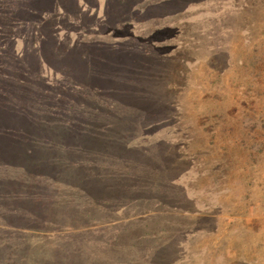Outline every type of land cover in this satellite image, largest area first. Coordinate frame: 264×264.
Wrapping results in <instances>:
<instances>
[{"label": "rangeland", "instance_id": "obj_1", "mask_svg": "<svg viewBox=\"0 0 264 264\" xmlns=\"http://www.w3.org/2000/svg\"><path fill=\"white\" fill-rule=\"evenodd\" d=\"M17 1H0L8 8L0 19ZM83 5L81 14L58 3L56 14L0 24L1 72L9 52L26 62L22 78L0 81V150H20L27 160L52 152L58 161L99 151L106 162L122 141L134 149L153 143L163 155L150 159L167 163L165 177L150 191L131 187V201L109 219L148 235L126 242L114 231L117 238L105 239L96 233L99 222H88L84 237L72 240L87 246L75 252L57 236L74 227L28 222L18 206L11 217L16 205L2 192L0 264H264V0ZM35 48L47 52L45 60L31 57ZM37 66L44 81L35 77ZM126 162L117 160L107 175L122 174ZM22 167L2 159L0 175ZM44 172L41 181L60 186L61 177L50 182ZM67 192L58 200H70ZM161 226L171 227L164 237L173 244L162 263L151 257L159 238L151 228Z\"/></svg>", "mask_w": 264, "mask_h": 264}, {"label": "trees", "instance_id": "obj_2", "mask_svg": "<svg viewBox=\"0 0 264 264\" xmlns=\"http://www.w3.org/2000/svg\"><path fill=\"white\" fill-rule=\"evenodd\" d=\"M88 1L89 0H18L11 6L10 17H3V19H0V24L9 27L11 23L15 22H21L24 24L28 23L30 18L27 17L40 18L44 13H47V15L56 14L55 7L58 3H61L65 10L71 11L75 14H81L84 10L83 3L85 2L87 4ZM1 11H4L5 14L8 11V8L0 2V14ZM51 16L53 17V15ZM8 40L13 43L15 42V38L10 37ZM9 54L10 57L4 58L2 62L6 66V69H4L6 72H1L0 67V81H5L4 78L10 75H15L14 78L20 79L22 78V74L26 73V71H24L25 68H23L26 63L23 54L15 51L12 53L9 52ZM45 55H47V52L45 54L41 48H35L31 57L35 59V61L37 59V61L40 62L42 59L45 60L47 57ZM78 61L81 62L80 58ZM34 69L37 70L35 76L38 77L37 81H44L41 79L43 78V70L41 69V66L34 67ZM72 89L75 92V87H72ZM18 99L20 103L18 102L17 104H21V107H24V102L28 105L27 100L29 98L24 99V101H22V98ZM58 110L61 111L62 109L59 108ZM26 114L25 116L30 115ZM28 120L29 119L26 121ZM147 144H143L145 146L140 145L138 149H134L132 148L133 146L129 147L124 141H122V147L119 146L117 150L115 149V151H111L112 155H108H114V158L109 157L105 160L107 163L102 162L104 161V156L100 155L99 151H96L94 153L95 155L93 154V157H90V153L85 155L77 154L78 157H71L58 161V157H51L52 152H50L51 155L44 153L42 156V152L40 151L36 159L32 158L27 160L25 157L26 155L24 154L25 152H21L20 150L9 153H3L0 150V155H2L0 156V160L4 159L10 162L18 161L20 163L23 161V167L20 170H16L18 171V174L11 175L2 173L0 175V195L4 192L3 196L13 202V205H16L13 210L8 212V215L13 217L18 206L20 207L18 210L21 211V215L24 218L29 219L32 217L28 222H30V220H41L46 218L50 221L51 227L54 224H61L58 226L64 229L74 227L76 232L57 236L59 238H64V246L61 245L60 247H64L65 249L71 247L75 252H83L84 247L87 246L85 243L75 244L72 240L77 238L78 241L84 237V234L86 233L81 227H85L88 222H99L97 228H95L96 233L98 235L101 234L103 237L107 235L105 239H109L108 236L117 238V236L121 235L126 242H129L125 237H128L131 240L139 236L146 237L148 232L145 230L139 229V232H137L134 229V234H131L125 228L121 227V222L123 221H110L109 219L117 213V210L124 209L122 207H125L124 202L127 201V199L131 201L132 195H134L131 187L135 188L137 192L144 189L150 191L152 188L151 182L153 180H156L155 183H159L163 177H165L162 173H167V163L164 164V161L160 162L159 159H150L154 156L160 157L163 155L161 149H154L153 143ZM130 155H133V157H129ZM119 159L120 161L121 159L127 161L124 163L126 166L125 168L121 166V168L124 169H122V174L107 175L114 173L112 171L116 169V162ZM4 167H7V165ZM118 167L120 168V166ZM43 171H45L44 173H47L43 175H52V177L48 178L50 182L57 181V179H60L61 177L62 180L60 179V181H57L59 182L60 188L58 185L52 186L50 183H46L45 179L41 181L38 174H42ZM155 187L159 189L158 185ZM65 190H68L67 194L70 196V200L61 202L58 199L60 194L65 193ZM85 197L87 199H85ZM76 198H79L81 203H79L78 200H75ZM64 199L65 197L62 195L60 200ZM100 215L102 216L101 220ZM124 217L126 218L127 215ZM107 225L110 227L105 228ZM169 228L171 227H166V229L162 226L161 228H151V232L153 231L152 236L154 233H157L154 237L159 236L156 246H154L151 252V257L155 255L161 263V260L167 255V253L171 252L167 249L166 245L169 247L171 245L173 246V244L164 237L166 235L164 233L169 230ZM114 231L120 232L116 236ZM170 232L171 231H169V233ZM173 235L179 237L180 232L177 230ZM51 237L55 238V236ZM105 243L109 247L112 246L110 240H107ZM113 246L116 245L114 244ZM109 247H106L105 250L102 251L103 253L100 254V257L103 255L102 258H105L110 253V251L107 250ZM144 247L149 246L144 245ZM36 248L37 245L28 251V253H31L30 256H33V252L40 251V249L37 250ZM135 249L138 251V246H136ZM49 250L51 252V249ZM175 254L178 255V252ZM34 256H37V254H34Z\"/></svg>", "mask_w": 264, "mask_h": 264}]
</instances>
